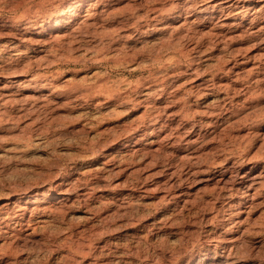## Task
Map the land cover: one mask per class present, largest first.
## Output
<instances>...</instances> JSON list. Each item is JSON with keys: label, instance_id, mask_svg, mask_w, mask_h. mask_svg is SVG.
<instances>
[{"label": "rangeland", "instance_id": "374dc122", "mask_svg": "<svg viewBox=\"0 0 264 264\" xmlns=\"http://www.w3.org/2000/svg\"><path fill=\"white\" fill-rule=\"evenodd\" d=\"M99 2L85 0L73 23L45 32L29 23L50 7L43 0H11L0 13V184L9 193L0 206L3 215L30 207L0 245L11 248L19 228L50 234L67 264L84 246L115 252L109 264H185L232 184L228 204L244 210L201 264H226L214 254L225 248L241 264H264V142L252 136L264 133V0H180V18L164 14L166 41L148 25L143 43L117 39L136 31L120 21L137 17L139 0H111L98 15L116 19L72 31ZM233 149L246 158L240 179ZM36 206L52 210L30 217Z\"/></svg>", "mask_w": 264, "mask_h": 264}, {"label": "clouds", "instance_id": "9594fccd", "mask_svg": "<svg viewBox=\"0 0 264 264\" xmlns=\"http://www.w3.org/2000/svg\"><path fill=\"white\" fill-rule=\"evenodd\" d=\"M50 7L43 14L41 20L36 21L37 25H42L46 20H53L56 24H71L78 17L81 0H43ZM207 2V0H203ZM111 0H100V2L93 8L92 14L89 18L97 19H116V16H107L106 14L97 15L100 8H106L110 6ZM11 4V0H0V13H4ZM155 5H160V8H156ZM178 6L182 7L180 0H139L137 7V17H125L120 21L121 30L124 28H134L136 31L131 36L120 37L117 33V39L122 42L132 41L133 43H143L148 40V25L152 27L165 25L163 19L164 14L172 11ZM155 15H152V13ZM143 21V25L141 24ZM155 21V24L152 22ZM176 68L175 65H173ZM177 74L178 71H177ZM150 86V85H149ZM149 95H154L150 93ZM199 97H197V100ZM203 114V113H201ZM251 123V121L249 122ZM252 136L257 142H264V133H260L258 129L252 130ZM179 140L174 145L169 147H178ZM218 155L223 157L222 162H227L228 156L223 151L219 152ZM231 156L235 157L231 172L234 177L240 179V165L246 162V158L243 154L232 150ZM225 196L221 197L222 208L214 211L213 218L210 221H204L205 225H208L207 231H203L194 240L193 244L188 248L189 260L188 264H201L204 257L209 255L211 252V245L218 240V234L221 231H226L230 224H232V216L235 214L230 204H228L229 198L233 195V185H225ZM6 191V185L0 184V198L8 195ZM31 199L35 201H46L47 196L45 191H34ZM215 199V197H214ZM19 211V209H18ZM3 206H0V236H4V228L8 227L11 229L12 222L10 221V215H3ZM5 221H9L7 225ZM20 229L17 228L15 233L9 236L12 242V247L9 248L7 245H0V264H67L65 254L62 251V246L58 244L48 233H37L41 236V239L37 240L33 238L32 233L26 236L19 235ZM84 246L77 253V256H82L83 259L77 260L76 264H83V260H89V264H109L107 257L109 255L115 257L116 253H99L96 254L93 250L85 251ZM264 248V245H261ZM56 254L55 256L53 254ZM157 253L153 252L150 255H145L144 259L155 261L157 259ZM123 258L121 257V260ZM111 264H119V261L113 260Z\"/></svg>", "mask_w": 264, "mask_h": 264}, {"label": "bare ground", "instance_id": "6f19581e", "mask_svg": "<svg viewBox=\"0 0 264 264\" xmlns=\"http://www.w3.org/2000/svg\"><path fill=\"white\" fill-rule=\"evenodd\" d=\"M83 2H85V0H81V8L83 7ZM89 7H90V4H89ZM219 9V8H218ZM217 9V10H218ZM90 10V9H89ZM216 10V11H217ZM221 10V9H220ZM181 12V11H180ZM215 12V11H214ZM168 13V12H167ZM166 13V14H167ZM92 14V12H90V14L89 15H91ZM214 14V13H213ZM217 14V13H216ZM247 14V13H246ZM97 15H98V12H97ZM99 15H100V13H99ZM238 15V14H237ZM165 16V15H164ZM180 16H181V14H179L178 12H176V10L175 11H172V12H170V13H168L167 14V16H165L168 20H176V19H178V18H180ZM244 16H245V14H244ZM42 17H43V15H41V16H38V18H40V20L42 19ZM90 17V16H89ZM89 17H84V18H82L81 20H79L80 21V23H79V26H78V24H76V30L75 29H73L72 31H77L79 34L78 35H80V33L83 31V30H88V28H90L91 27V25L93 24V19L95 18V17H93V18H89ZM92 19V20H91ZM33 20V22L32 21H30L29 23H32L33 25L34 24H36L35 22L38 20H36V19H32ZM95 20H97V18H95ZM95 22V21H94ZM98 22V21H97ZM78 23V22H77ZM31 24V25H32ZM184 24V23H183ZM54 25H57L55 22H54V19L53 20H46L44 23H43V25H40V28L39 29H41L42 31L47 27V29L50 27H52V26H54ZM61 25V24H60ZM185 25V24H184ZM184 25H182V26H184ZM33 27V26H32ZM164 27H165V25H164ZM180 27V26H179ZM25 28V27H24ZM28 28H30V27H28V26H26V29H28ZM37 28V27H36ZM92 28H94V27H92ZM181 28V27H180ZM31 29V28H30ZM46 29V30H47ZM158 29V28H157ZM41 30H40V32H41ZM93 30V29H92ZM160 30V31H159ZM158 31L160 32L159 34L161 35V39L163 40H165V38H167V36L168 35H171V34H169L168 33V35H167V32H170V31H168V29H166V27L165 28H160ZM176 30V29H175ZM80 31V32H79ZM89 31V30H88ZM37 32V31H36ZM43 32H45V31H43ZM76 32V33H77ZM93 32V31H92ZM95 32V31H94ZM93 32V33H94ZM39 33V32H38ZM67 33V32H66ZM66 33H64L65 35V37H66V35H70L71 33H73V32H69L68 34H66ZM81 34H83V32L81 33ZM55 35V34H54ZM53 35V36H54ZM62 34H58V36L57 37H59V36H61ZM72 35H75V34H72ZM77 36V35H76ZM56 37V36H55ZM64 37V38H65ZM68 37V36H67ZM71 36H69L68 38H70ZM75 37V36H74ZM53 38V37H52ZM49 39V38H48ZM52 40V39H51ZM51 40H49V41H51ZM55 40H57V39H55ZM61 40V39H60ZM67 40V39H66ZM58 41H59V38H58ZM166 41V40H165ZM165 41H163V42H165ZM52 42H54V41H52ZM58 43V42H57ZM47 44V43H46ZM54 44V43H53ZM29 81H31V82H34L35 83V81H38V80H36V79H31L30 78V80ZM38 84V87H37V90H46L48 87H47V84H44V83H40V82H38L37 83ZM128 142L129 141H127V144H128ZM134 142V141H133ZM25 144V143H24ZM125 145L126 147L128 146V145ZM192 144V143H191ZM25 147H28V145H26L25 144ZM45 194H46V192H45ZM46 196H48V195H46ZM250 196V195H249ZM248 197V196H247ZM248 199V198H247ZM244 200H246V197H244L243 198V200H241V203L240 204H244ZM34 202L38 205V204H40L42 201H35L34 200ZM35 204V205H36ZM246 204V203H245ZM240 206V205H239ZM246 206L244 205V208H245ZM29 208L30 207H26V206H24V207H22L21 209H19V211L17 210V212H19L18 214H16L17 212H14L12 215L11 214H8V215H10V221H13L15 218H17L18 217V219L19 220H24V219H26L27 218V215H28V213H27V211L29 210ZM51 208L50 207H44V208H40L39 206H36V208H34V210H32L31 211V214H30V217H34V216H37L38 214H48L49 212H51ZM244 210V209H243ZM243 210H240V209H237L236 210V213H235V215L236 216H239L240 215V213L243 211ZM242 214V213H241ZM9 223V221H5L4 222V224L5 225H7ZM5 229V228H4ZM232 230V229H231ZM232 232H234V231H232ZM237 240H238V237L236 236H233L232 235V237H230L227 241L230 243V246H232V245H234L236 242H237ZM236 245V244H235ZM215 252V251H214ZM213 252V253H214ZM215 258H218V259H223L222 261H224L226 264H241V262L242 261H240L242 258H238V256H237V258L235 257H232V255H231V252H229V250L228 249H224L222 252L221 251H216L215 253ZM231 255V256H230ZM209 256L210 255H207L206 257H204V261L205 260H208L209 259ZM189 260V259H188ZM204 263V262H203ZM185 264H188V262L186 261V263ZM193 264H195V262H193ZM224 264V263H223Z\"/></svg>", "mask_w": 264, "mask_h": 264}]
</instances>
